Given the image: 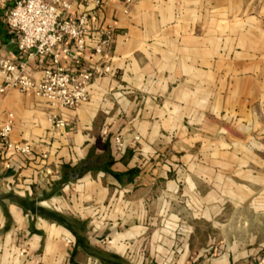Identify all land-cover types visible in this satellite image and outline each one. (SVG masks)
<instances>
[{
    "label": "crops",
    "instance_id": "crops-1",
    "mask_svg": "<svg viewBox=\"0 0 264 264\" xmlns=\"http://www.w3.org/2000/svg\"><path fill=\"white\" fill-rule=\"evenodd\" d=\"M69 1L72 17L94 13L111 32L84 61L111 71L76 109L0 92V128L12 114L9 140L31 146L0 145V264H169L179 246L177 264H264V0L110 1L98 13ZM13 4L0 0V53L19 57L4 21Z\"/></svg>",
    "mask_w": 264,
    "mask_h": 264
},
{
    "label": "built area",
    "instance_id": "built-area-1",
    "mask_svg": "<svg viewBox=\"0 0 264 264\" xmlns=\"http://www.w3.org/2000/svg\"><path fill=\"white\" fill-rule=\"evenodd\" d=\"M6 2V0H1ZM96 4L101 12L108 2H118L128 10L139 0H87ZM69 0H14L13 6L5 14V24L14 33L12 42L19 57L0 53V92L16 89L47 100L54 107L76 109L90 101V86L96 79L111 71L109 64L94 63L88 66L84 61L87 54L102 57L106 48L111 46L113 37L103 25H96L94 13H83L77 17L70 14ZM68 41L70 44H66ZM63 57L72 65L63 64ZM45 59L40 71L34 70L32 63ZM12 114L0 128V145L15 154H28L31 146L28 142L13 143L9 140L13 129ZM55 128L67 125L62 118L53 115ZM107 127L103 134L107 135ZM116 151L124 153L126 143L121 134L113 138ZM13 155V156H14ZM48 159L47 154L35 157L41 166ZM6 168L11 163H5ZM44 176L51 183L54 176L50 168L45 167ZM75 244L73 236L66 237Z\"/></svg>",
    "mask_w": 264,
    "mask_h": 264
},
{
    "label": "rangeland",
    "instance_id": "rangeland-1",
    "mask_svg": "<svg viewBox=\"0 0 264 264\" xmlns=\"http://www.w3.org/2000/svg\"><path fill=\"white\" fill-rule=\"evenodd\" d=\"M174 167L176 168V171L178 170V171H180V173H182L184 175H187V174H191L192 173V168H191V166H189V164L180 163L178 166L177 165H174ZM219 169H220V166H219ZM114 201H115V197L111 194L109 196L108 200H107V205L110 204L108 212H110V211L112 212ZM88 205H90L91 207H93L94 204H93L92 201H90ZM71 210H72V208L67 209L65 212L72 213ZM95 216H97V213H95V214L93 213V217H95ZM21 244H22V246H20ZM21 244H18L17 243L16 245H14L11 248V254H13V257H18L19 255H21V253L22 254L23 253L25 254V251H24L25 250V247L23 245V242ZM183 250L184 249H183L182 246H181V248H180V246L178 248H175V249L173 248L171 250V252H170V262H169V264H177V262L174 259L176 258V256L178 254H181L183 252Z\"/></svg>",
    "mask_w": 264,
    "mask_h": 264
},
{
    "label": "trees",
    "instance_id": "trees-1",
    "mask_svg": "<svg viewBox=\"0 0 264 264\" xmlns=\"http://www.w3.org/2000/svg\"><path fill=\"white\" fill-rule=\"evenodd\" d=\"M6 34H7V30L4 28L3 24L0 22V37L3 36V35L7 36ZM109 164H110V162L108 161L106 166H104L103 168L104 169H108L107 165H109ZM88 166H90V164L87 163L85 168H88ZM98 168H100V167L98 166ZM10 198H11L12 201L18 202V200L16 199L17 197L12 195Z\"/></svg>",
    "mask_w": 264,
    "mask_h": 264
}]
</instances>
